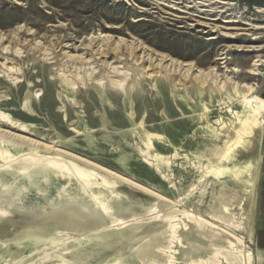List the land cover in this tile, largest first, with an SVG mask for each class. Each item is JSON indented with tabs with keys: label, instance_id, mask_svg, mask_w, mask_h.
I'll list each match as a JSON object with an SVG mask.
<instances>
[{
	"label": "rangeland",
	"instance_id": "374dc122",
	"mask_svg": "<svg viewBox=\"0 0 264 264\" xmlns=\"http://www.w3.org/2000/svg\"><path fill=\"white\" fill-rule=\"evenodd\" d=\"M260 10L0 0V264H259L264 123H243L264 107ZM132 43L193 69L150 76Z\"/></svg>",
	"mask_w": 264,
	"mask_h": 264
},
{
	"label": "bare ground",
	"instance_id": "6f19581e",
	"mask_svg": "<svg viewBox=\"0 0 264 264\" xmlns=\"http://www.w3.org/2000/svg\"><path fill=\"white\" fill-rule=\"evenodd\" d=\"M260 11L263 12L264 10H260ZM230 23H234V21H231ZM246 26H250V25H246ZM259 29H264V26H261V27H258L257 28V30H259ZM244 30L245 31H249V30H256V29L249 28V29H244ZM19 33H21V32H19ZM4 39H5L4 37L0 36V40L1 41H5ZM17 39L19 40V38H17ZM108 40H107V42L106 41L104 42L106 48L100 47V48H98V50L94 51L95 52V55L97 57H100V58H108L111 55V53H113V52L114 53H117L115 51H118L119 50V49L117 50V48H119L121 46V42H108ZM17 45H21V44H17ZM39 48H35L34 50H30V51H33L34 53H36V52H39L41 50V47L40 46H39ZM27 49H28V47H27ZM20 50H22V49H20ZM6 51H9V50L7 49ZM111 51H113V52H111ZM40 53H41V51H40ZM127 54H128V56L130 58H132L133 60H136L138 62V64L143 67V70L145 72H147L148 74H150V76H152L153 73H159V72L161 73L162 71H167V72H173V71L174 72H177V71H180V72H182L183 70H185L186 73H190V71L193 69V66L192 65L176 62L173 59H169L167 56H162V55H156L155 56V54L150 53L149 51L146 50V48H144L142 45H140L138 43H132L131 45H128L127 46ZM68 57L71 58V59L74 58V56H68ZM118 59H120V58H118ZM86 61H88V60H86ZM71 62H73V61H71ZM261 63H264V61L257 60V62L254 64V67H253V70H252L251 74L258 75V73H257V70H258L257 67L261 66L262 65ZM4 64L6 66V63H4ZM209 75H210V73L209 72H205V71H198V73L196 74L197 78H201V81H203V82H204V79H205V78L203 79V77H208ZM235 88H237V87H235ZM244 88L246 90H248L249 92L252 91V88L250 86H244ZM243 103L244 104H248L249 101H246L245 100ZM251 113H253V114L248 119H246V121L243 123L244 129H245V133H244L243 136H246L247 134H249V132L252 129H254L255 127H258L261 123H264V107H263V110L260 111V112L252 111ZM0 122L2 124L3 123L4 124L6 123V125H8V126L10 125L11 127H13L9 122L3 120L2 118H0ZM82 172L83 171H81L80 174L83 175ZM240 242H243V241H240ZM246 256H247V259H248L247 260V264H251V261H252V258H253L252 252L251 251L247 252Z\"/></svg>",
	"mask_w": 264,
	"mask_h": 264
},
{
	"label": "crops",
	"instance_id": "0c3cea01",
	"mask_svg": "<svg viewBox=\"0 0 264 264\" xmlns=\"http://www.w3.org/2000/svg\"><path fill=\"white\" fill-rule=\"evenodd\" d=\"M262 228L261 233L259 235V264H264V189H263V195H262Z\"/></svg>",
	"mask_w": 264,
	"mask_h": 264
},
{
	"label": "trees",
	"instance_id": "16d2710c",
	"mask_svg": "<svg viewBox=\"0 0 264 264\" xmlns=\"http://www.w3.org/2000/svg\"><path fill=\"white\" fill-rule=\"evenodd\" d=\"M248 1H255V2H258V3L264 4V0H248Z\"/></svg>",
	"mask_w": 264,
	"mask_h": 264
}]
</instances>
